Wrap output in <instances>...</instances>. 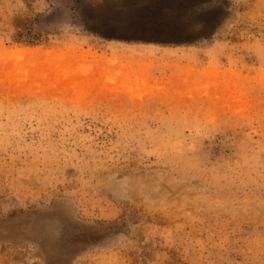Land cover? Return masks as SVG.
<instances>
[{"label":"rangeland","instance_id":"1","mask_svg":"<svg viewBox=\"0 0 264 264\" xmlns=\"http://www.w3.org/2000/svg\"><path fill=\"white\" fill-rule=\"evenodd\" d=\"M223 5L153 46L86 30L153 0H0V264H264V0Z\"/></svg>","mask_w":264,"mask_h":264},{"label":"trees","instance_id":"2","mask_svg":"<svg viewBox=\"0 0 264 264\" xmlns=\"http://www.w3.org/2000/svg\"><path fill=\"white\" fill-rule=\"evenodd\" d=\"M226 15L223 0H153L151 14L110 22L107 32L86 30L105 40L186 46L210 38Z\"/></svg>","mask_w":264,"mask_h":264},{"label":"crops","instance_id":"3","mask_svg":"<svg viewBox=\"0 0 264 264\" xmlns=\"http://www.w3.org/2000/svg\"><path fill=\"white\" fill-rule=\"evenodd\" d=\"M147 45H150V44H147ZM153 46H156V45H153Z\"/></svg>","mask_w":264,"mask_h":264}]
</instances>
